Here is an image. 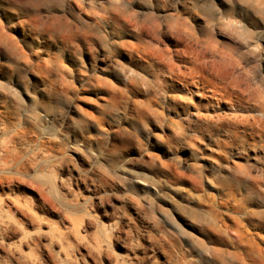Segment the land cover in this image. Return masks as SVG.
Returning a JSON list of instances; mask_svg holds the SVG:
<instances>
[{"label":"rangeland","instance_id":"374dc122","mask_svg":"<svg viewBox=\"0 0 264 264\" xmlns=\"http://www.w3.org/2000/svg\"><path fill=\"white\" fill-rule=\"evenodd\" d=\"M255 87L264 0H0V264H264Z\"/></svg>","mask_w":264,"mask_h":264},{"label":"bare ground","instance_id":"6f19581e","mask_svg":"<svg viewBox=\"0 0 264 264\" xmlns=\"http://www.w3.org/2000/svg\"><path fill=\"white\" fill-rule=\"evenodd\" d=\"M259 87L250 88V90H251V92H255L253 98H254L255 103H257L256 106L260 107V109L263 110L264 91L261 90Z\"/></svg>","mask_w":264,"mask_h":264}]
</instances>
